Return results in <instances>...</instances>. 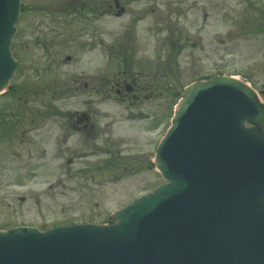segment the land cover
Listing matches in <instances>:
<instances>
[{"label": "rangeland", "instance_id": "rangeland-1", "mask_svg": "<svg viewBox=\"0 0 264 264\" xmlns=\"http://www.w3.org/2000/svg\"><path fill=\"white\" fill-rule=\"evenodd\" d=\"M43 1L22 0L15 38L22 67L11 88L0 94V107L16 110L25 86L29 89L27 84L53 89L56 82L59 92L74 77L84 81L112 79L123 70L145 73L150 61L152 95L126 108L127 104L93 91L100 115L96 121L104 131L112 129L105 144L85 143L77 134L67 144H59L53 135L38 144L1 142V230L18 224L44 228L105 223L108 215L162 183L160 173L151 165L156 145L169 126L183 87L196 78L235 75L248 81L264 103V0H184L189 40L177 57L165 43L169 30L162 17L167 3L175 1V7L180 8L179 0H162L152 6V21L147 16L136 26L128 23L131 13L116 16L114 6L110 13L93 18L88 25L77 16L69 17L64 29H80V34L94 32L97 37L103 32L105 47H60L50 49L49 56L32 39L40 19L47 17L32 9ZM130 8L135 9V5ZM67 55L70 61L65 60ZM142 75L139 80L144 85L148 78ZM77 94L71 100L77 108H83L87 95ZM49 99L48 94L45 100ZM63 104L69 108L72 102H54L56 106ZM59 120L52 117L46 129H54Z\"/></svg>", "mask_w": 264, "mask_h": 264}, {"label": "water", "instance_id": "water-1", "mask_svg": "<svg viewBox=\"0 0 264 264\" xmlns=\"http://www.w3.org/2000/svg\"><path fill=\"white\" fill-rule=\"evenodd\" d=\"M19 9L0 0V91L18 68ZM152 165L166 182L107 225L0 231V264H264V104L253 88L225 75L189 84Z\"/></svg>", "mask_w": 264, "mask_h": 264}, {"label": "flooded vegetation", "instance_id": "flooded-vegetation-1", "mask_svg": "<svg viewBox=\"0 0 264 264\" xmlns=\"http://www.w3.org/2000/svg\"><path fill=\"white\" fill-rule=\"evenodd\" d=\"M161 1L113 0V3H109L108 0H50L49 2L46 0L41 2L37 9H32L47 15L40 19L32 39L35 46L44 50L46 56L50 55V49L60 47L68 48L78 45L82 48L105 47L106 44L102 39L103 32L100 37H97L94 32L84 31L80 34V29L78 31L64 29V25L69 23L68 18L77 16L88 25L93 18L97 20V17L110 13L114 6V8L117 7L115 14L118 12V16L131 13L128 23L136 26L147 16H150V21H152V10H154L152 6L156 7ZM179 1L181 2L180 8L175 7V1L167 3L165 16L162 17V20L166 22L165 28L169 30L165 43L168 44L174 57L182 53L189 40L184 22L186 19L183 9L184 0ZM132 4L135 5V9L130 8ZM149 27L152 36L151 23ZM81 37H85V40L82 41ZM124 43V46H129L128 43L136 45L137 42ZM192 44L195 45L193 42ZM126 54L124 52V55ZM126 59L131 62L124 57L125 61ZM145 69L147 72L137 75L129 70H123L118 77L96 79L99 84L91 78L82 81L81 78L74 77L65 84L66 89L59 92H57L56 82L55 88L52 84L53 89H47L40 84L34 86L27 84L29 89H25L27 88L25 86L23 94L17 99L19 102L22 98V103L17 104L16 110L7 109V106L0 107V143L7 145L38 144L50 140L53 135V139L56 138L59 144H67L77 134V137L85 143L105 144L109 140V132L112 129L104 131V126L100 127L99 121H96L100 115L97 111L98 105L93 100V91L98 95H103L105 99L123 102L127 104L126 108H129L134 103L143 101V98L146 99L152 95V61ZM142 74L148 78L144 85L139 80ZM77 93L87 95L83 108H77L76 103L71 100L77 98ZM48 94L50 99L46 101L45 97L48 98ZM66 100L72 102L69 108H66L65 104L54 105V102H65ZM52 117L61 120L54 129H46L52 123ZM103 134L105 137L101 136Z\"/></svg>", "mask_w": 264, "mask_h": 264}]
</instances>
